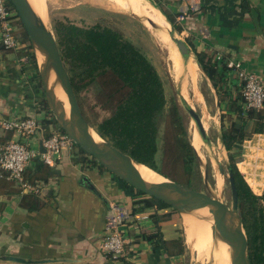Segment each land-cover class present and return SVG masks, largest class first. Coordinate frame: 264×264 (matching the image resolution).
Listing matches in <instances>:
<instances>
[{"label":"crops","instance_id":"0c3cea01","mask_svg":"<svg viewBox=\"0 0 264 264\" xmlns=\"http://www.w3.org/2000/svg\"><path fill=\"white\" fill-rule=\"evenodd\" d=\"M119 1L123 4L120 8L138 18L133 13L135 9L151 14L156 10L161 18L160 12L164 11L173 19L172 23L167 20L169 25L177 28L178 38L184 39L193 56L192 47L210 57L221 55L223 72L219 74L218 89L205 74L203 92L207 91V100L199 89L203 104L205 100V106L219 114L220 127L221 116L225 123L233 116L229 105L239 95L236 77L226 62L240 61L264 83V0H194L195 5L182 21L178 15L187 8L185 0ZM22 31L17 25L16 35L22 38ZM27 55L24 49L14 51L0 45V118L43 116L37 103L44 89L35 76L36 72L40 76V64L36 56L33 62ZM253 123L254 119L248 135L234 151H238L239 172L252 191L261 195L264 133L255 132ZM42 136L44 131L34 140L38 146ZM0 137L9 139L16 135L0 131ZM90 158L74 147L63 151L51 164L30 162L24 178L37 186V192L22 191L16 183L0 180V264H20L5 260L7 255L55 259L30 264H180L176 242L171 241L178 238L181 213L156 206L149 196L136 193ZM27 194L41 201L37 210L28 211L21 206V198ZM112 204L117 205L123 217L120 230L125 239L124 253L117 258L99 249Z\"/></svg>","mask_w":264,"mask_h":264},{"label":"trees","instance_id":"16d2710c","mask_svg":"<svg viewBox=\"0 0 264 264\" xmlns=\"http://www.w3.org/2000/svg\"><path fill=\"white\" fill-rule=\"evenodd\" d=\"M7 7L14 10L9 0ZM162 13L172 23L173 19L164 11ZM14 17L22 26L18 16ZM54 30L75 94L95 78L100 77L103 80V105L108 104L110 114L95 124V130L100 137L128 154L134 161L150 167L170 180L192 187L198 155L187 137L183 115L175 101H172L164 120L162 146L159 147V117L166 105V98L161 78L151 61L120 32L99 23L82 27L70 21L58 20L54 24ZM17 37L27 44V56L35 62L25 30L22 31V38L18 35ZM188 44L192 47L191 43ZM192 50L201 71L210 79L213 87L218 89L219 74L220 71L223 72L221 63L214 55L210 57L193 47ZM35 76L41 83L38 72ZM236 84L239 90L238 82ZM37 106L43 115L37 120L45 136L55 131L64 133L43 90ZM263 110L245 109L239 91L228 109L233 112V116L228 117L226 123L221 116L220 123V140L228 152V165L234 175L238 212L247 236L251 264H264V188L261 195L252 191L236 166L235 157L238 151L234 150L238 149L240 141L248 135L252 119L255 132L264 133ZM4 140L6 138L0 137V141ZM74 146L78 147L75 143ZM78 149L85 154L79 147ZM159 151L161 158L158 162ZM90 160L104 168L94 158L91 157ZM135 192L144 194L138 190ZM150 199L158 207H169L160 200L152 197ZM21 206L33 211L41 206V201L37 196L27 194L22 196ZM175 242L176 240L171 241Z\"/></svg>","mask_w":264,"mask_h":264},{"label":"rangeland","instance_id":"374dc122","mask_svg":"<svg viewBox=\"0 0 264 264\" xmlns=\"http://www.w3.org/2000/svg\"><path fill=\"white\" fill-rule=\"evenodd\" d=\"M27 1L34 14H36L37 12L35 10L37 8L36 6L41 9V14L37 12L39 16L37 14L35 16L37 18H41V20L44 19L42 20V22H44L45 26L50 31H52L54 35V24L58 20L70 21L82 27H88L95 23H99L102 26H108L120 32L124 38L130 40L151 61L161 78L166 98V105L161 116L159 117V147L162 146L164 120L169 112V107L172 101H175L180 108L181 114L183 115L187 137L190 142L192 143L193 134H195L196 136L198 135V140L193 141L192 143L193 146L197 149L198 155V161L194 171L195 179L193 180L192 187L204 192H209L212 196L222 200L229 207H231L232 199L227 176V166L230 161L228 159V152L224 149L219 138L221 132L219 126V114L212 109H208V106H205V100L204 104H201L195 98H193V90L191 91L190 95L191 98L194 99H192L194 104L188 102L183 97V95H181L180 89L175 83V80L171 74L170 64L167 60L168 58L164 54V50L155 35V31L148 30L142 23L140 18L136 17L134 14H131L129 11L123 10L122 8L117 6L116 2L118 0ZM159 25L162 24L159 23ZM18 26L20 29L22 28L19 23ZM169 28L172 32L171 36L178 38L176 33L177 28H173L170 25ZM161 29H163L164 31L163 25ZM181 40L184 41V39ZM172 43L175 47H177L173 41ZM169 45H171V43H169ZM189 51V54H191L193 61L196 63L195 56L192 55L191 50ZM184 56L187 57L186 55ZM196 65L197 87L198 89H200V91L202 89L201 92H203V89L205 88V77L199 65L197 63ZM54 76L55 75H53L54 89L55 91H58V89L56 88L60 85L56 84H59V81L58 79H56L57 77ZM102 85L103 80L100 77H97L87 86L76 93L81 111L93 129H95V124L97 122L110 114V108L108 104L106 103L103 105L105 100L101 91ZM188 86L191 90L192 83L190 82ZM60 90L62 91L61 88ZM203 94L207 100V91H204ZM59 95L64 96L65 94L62 91ZM187 105H192L200 115L202 114L201 117L204 120L202 121L205 127L206 134L209 138V142L201 138L194 120L185 110V106ZM58 107L61 112L68 116L69 111L67 108H63L61 106ZM75 148L77 149V151H79L78 147ZM160 158L161 151H159L157 155L158 162L160 161ZM237 160L238 157L236 156L235 161L237 162ZM198 212L199 210L196 209L187 213H183L180 216V222L178 224V238L176 239V249L180 255V264H231L230 247L220 235H217L216 233L214 234V232L211 231V234H214L215 237L209 236L208 238L205 227L195 226L190 223L188 224V220L193 218H200L198 217ZM210 228L215 229L213 223H211Z\"/></svg>","mask_w":264,"mask_h":264},{"label":"water","instance_id":"95a60500","mask_svg":"<svg viewBox=\"0 0 264 264\" xmlns=\"http://www.w3.org/2000/svg\"><path fill=\"white\" fill-rule=\"evenodd\" d=\"M9 1L12 3L22 27L28 36L34 51V56L37 57V50H41L45 54V62L40 66V78L48 105H50V109L64 133L71 138L86 155L94 158L100 165L127 182L135 190L162 201L178 213L183 214L192 210L208 207L209 212L212 214L214 228L220 233L230 247L231 264H251L248 256L247 236L238 212V193L234 175L229 165L227 166V176L232 199L231 207L222 200L212 196L209 192L179 184L168 178H165L161 182H145L134 165L136 161L128 154L122 152L105 139L101 138L102 140L100 142H96L93 139L91 130L95 133L97 132L90 126L81 111L72 87L70 74L61 57L57 39L53 32L45 26L42 20L35 16L27 0ZM151 4L157 7L155 4ZM170 39L176 44L183 55H188L190 53L188 45L181 39L171 35ZM48 68L54 70L59 85L67 98L69 106L67 117H65L64 114H58L55 107L52 105V97L47 89L45 81V72ZM185 110L194 120L201 138L209 142L201 115L192 105L185 106ZM97 135L100 137L98 133ZM39 149L43 151L41 142ZM4 259L20 264H30L32 262L45 263L55 260H30L16 255H7Z\"/></svg>","mask_w":264,"mask_h":264},{"label":"built area","instance_id":"2783aa9c","mask_svg":"<svg viewBox=\"0 0 264 264\" xmlns=\"http://www.w3.org/2000/svg\"><path fill=\"white\" fill-rule=\"evenodd\" d=\"M185 1L187 8L178 15L179 21H182L187 11L195 5L194 0ZM14 16H17L16 11L7 7V0H0V45L8 50H25L27 44L20 41L16 35L18 22ZM214 57L218 61L221 59L219 54H215ZM226 67L232 70L236 77L245 109L254 111L264 109V83L259 77L244 68L240 61L228 60ZM0 131L16 135L15 138L0 141V178L16 183L22 191L37 192L39 190L37 186L31 185L24 178V171L30 162L39 160L51 164L63 151L75 147L72 139L65 133L55 131L42 136L40 142L43 151H41L34 140L43 128L35 117L0 118ZM122 220L123 217L117 205L112 204L106 233L99 243V249L114 258L124 253L125 239L120 230Z\"/></svg>","mask_w":264,"mask_h":264},{"label":"bare ground","instance_id":"6f19581e","mask_svg":"<svg viewBox=\"0 0 264 264\" xmlns=\"http://www.w3.org/2000/svg\"><path fill=\"white\" fill-rule=\"evenodd\" d=\"M128 1L130 3H138L139 2V0H128ZM116 5L120 6V7L123 6V4L119 0L116 2ZM132 5H134V4H132ZM34 7H35V5H34ZM36 7L37 8L35 10L38 13L41 14V12H40L41 9H39L38 6H36ZM139 10L135 9L134 10L135 12H133V13H135L136 15H139L140 18H141V21L147 27H149L152 31H155V35H156L157 39L159 40L160 45L162 46V48L164 50V54L168 58L167 60H168V62L170 64L171 74H172V76H173V78L175 80V83L178 85V87L180 89L181 95H183V97L188 102L193 104V102L191 101V99H193V98H191V95H190L191 91L193 90V95H194L195 99L197 101H200L203 104V96H202L201 92L199 91V89L197 87V83H196L197 65L193 61V59L191 57V54H188V55H186L187 57H185L181 53V51L177 47H175L173 45V43H172V41L170 39V35H171L172 32H171V30L169 28V22L167 21V19L164 17V15L161 12L160 13L163 16L162 18H161V15L159 14V12L156 11V10H154L156 13H153V14H149L145 10H141V9H139ZM37 12H36V14L38 15ZM42 13H44V12H42ZM40 16H42V15H40ZM159 17H160V19H159ZM163 18L165 19L166 23H164V19ZM39 19L41 20V18H39ZM42 20H44V19H42ZM159 23L164 25V29H165L166 33L163 31V29L161 30V29L157 28V27H159ZM168 41H169V43H171L172 46L169 45ZM37 57H38V62L40 64V66L43 65V63L45 62V54H44V52L41 51V50H37ZM53 75L56 76L54 70L52 68L51 69L48 68V70L45 72V81H46L47 89L49 90V92L51 94V97H52L51 98L52 105L55 107L56 112L61 115V114H64V113L59 110L58 106H61L63 108L65 107V108L68 109V111H69V106H68V102H67L66 96L65 95L64 96L59 95L62 92L60 90L61 87L58 86L56 88V89H58V91H55L54 85H53ZM190 82L192 83L191 90L189 89V86H188V84ZM56 85H59V84H56ZM64 112H66V111H64ZM65 117H67V116L65 115ZM91 135H92L93 139L96 142H100L102 140L101 137H99L97 135V133H95L92 130H91ZM197 136L195 134H193L192 143H193V141L198 140ZM134 165H135L136 169L138 170V172L140 173L141 177L147 183L161 182V181H163L165 179L162 175H160L155 170L151 169L150 167H148V166H146L144 164L134 162ZM198 217H200V218H195V219L193 218V219L188 220V224L190 223V224H193L195 226L205 227V229H206L205 231L207 233L208 238H209V236L215 237V235H214L215 233L217 235H220V233L216 229H211L210 228L211 227V223H212V216L209 213L208 207L200 208L199 212H198ZM211 231H213L214 234H211ZM201 233H202V231H201Z\"/></svg>","mask_w":264,"mask_h":264}]
</instances>
